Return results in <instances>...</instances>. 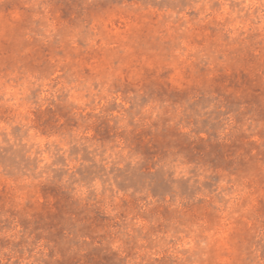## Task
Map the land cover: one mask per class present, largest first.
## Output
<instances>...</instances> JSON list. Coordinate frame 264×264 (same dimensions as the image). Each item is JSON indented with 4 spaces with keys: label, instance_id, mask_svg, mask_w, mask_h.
<instances>
[{
    "label": "rangeland",
    "instance_id": "obj_1",
    "mask_svg": "<svg viewBox=\"0 0 264 264\" xmlns=\"http://www.w3.org/2000/svg\"><path fill=\"white\" fill-rule=\"evenodd\" d=\"M0 264H264V0H0Z\"/></svg>",
    "mask_w": 264,
    "mask_h": 264
}]
</instances>
